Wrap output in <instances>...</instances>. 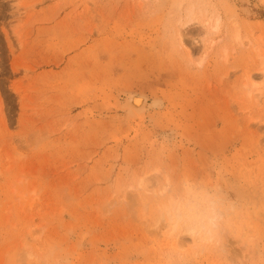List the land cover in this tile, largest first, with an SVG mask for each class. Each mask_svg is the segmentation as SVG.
<instances>
[{"label":"rangeland","instance_id":"rangeland-1","mask_svg":"<svg viewBox=\"0 0 264 264\" xmlns=\"http://www.w3.org/2000/svg\"><path fill=\"white\" fill-rule=\"evenodd\" d=\"M0 264H264V0H0Z\"/></svg>","mask_w":264,"mask_h":264},{"label":"bare ground","instance_id":"bare-ground-1","mask_svg":"<svg viewBox=\"0 0 264 264\" xmlns=\"http://www.w3.org/2000/svg\"><path fill=\"white\" fill-rule=\"evenodd\" d=\"M195 9V8H194ZM193 9V7H188L186 10H185V14L184 16H182L180 19H179V29L178 31L176 32L177 34V37H178V42L180 45H184L183 42H182V32H181V28H184L186 25H188L189 23L193 22V21H197L200 20L197 16H196V13L194 12L195 10ZM203 12V11H202ZM202 12H198L202 15H205V13H202ZM206 16V15H205ZM212 16V15H211ZM201 21V20H200ZM199 22V21H198ZM219 23H220V17L219 16H215L214 17H210L209 18H206V20H204L203 22V27L205 28V30L203 31V37L202 39L204 40H212L213 36L215 35V33L217 32V30L219 29ZM236 39L238 38V36L235 37ZM207 41V43H208ZM211 41H209L210 43ZM134 97V96H133ZM130 98V97H129ZM130 102V105L131 106H141L144 102V99L141 98V97H134L130 99H128ZM133 109V108H132ZM141 182V180H140ZM140 186V184H139ZM173 228V227H172ZM189 231V230H188ZM187 232V230H186ZM189 233V232H187ZM202 240V239H201Z\"/></svg>","mask_w":264,"mask_h":264}]
</instances>
